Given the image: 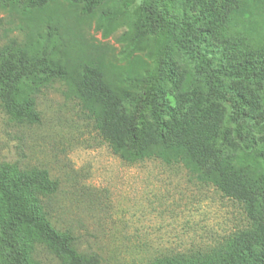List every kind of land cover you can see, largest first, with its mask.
Here are the masks:
<instances>
[{"label":"trees","instance_id":"16d2710c","mask_svg":"<svg viewBox=\"0 0 264 264\" xmlns=\"http://www.w3.org/2000/svg\"><path fill=\"white\" fill-rule=\"evenodd\" d=\"M20 35L0 48V105L40 122L52 81L127 163H182L241 204L250 225L220 247L151 264H264V0H0ZM114 34L118 48L98 41ZM46 170L0 164V264H99L56 230Z\"/></svg>","mask_w":264,"mask_h":264},{"label":"rangeland","instance_id":"374dc122","mask_svg":"<svg viewBox=\"0 0 264 264\" xmlns=\"http://www.w3.org/2000/svg\"><path fill=\"white\" fill-rule=\"evenodd\" d=\"M0 14V48L19 32ZM120 32L98 41L119 47ZM66 87L50 82L35 97L40 122L13 119L0 105V164L46 170L57 191L40 200L60 232L99 264H151L209 252L250 222L244 208L202 183L180 162L127 163L114 154ZM43 264H60L44 249Z\"/></svg>","mask_w":264,"mask_h":264}]
</instances>
